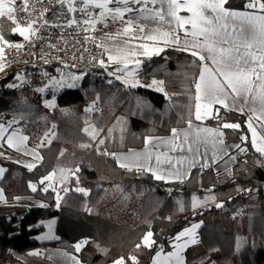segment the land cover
Instances as JSON below:
<instances>
[{"label": "trees", "instance_id": "16d2710c", "mask_svg": "<svg viewBox=\"0 0 264 264\" xmlns=\"http://www.w3.org/2000/svg\"><path fill=\"white\" fill-rule=\"evenodd\" d=\"M245 2L229 0L228 5L242 8ZM0 25L9 41L21 39L9 32V21L1 19ZM192 60L190 54L168 47L159 56L143 61L139 77L146 83L163 80L168 97L148 87H125L105 72L87 71L79 87L59 93L55 108L46 107L41 93L36 91L41 70L26 65L8 66L0 74V117L7 122L18 120L32 147L41 142L46 131L55 133L54 138L49 137L51 143L39 149L43 161L32 171L0 158V164L7 169L0 179L7 200L0 202V264H16L17 252L47 247L75 253L83 264H113L121 255H135L138 264H151L161 245L164 252L170 251L175 236L199 221L203 223L199 242L186 250V264H264V167L257 163H264V157L252 148L250 138L245 143L247 153L238 157L231 175L214 168H194L184 183H166L155 180L150 173L137 174L120 168L111 156L98 155L97 141L83 132L86 120L103 129L97 138L107 137L101 151L106 148L116 152L142 147L145 136L166 135L172 128L186 126L189 95L194 94L191 78L198 76V68L190 67ZM56 66L46 67L54 70ZM18 72L25 74L26 80L20 87L8 88ZM108 80L113 82L109 84ZM89 106H93L92 111L86 112ZM221 116L227 122L241 124L240 130H225L228 142L240 141L242 134L249 136L246 115L222 110ZM206 122L218 123L211 118ZM108 129L113 130L111 136ZM83 143L92 147L80 148ZM77 167L79 172H75ZM60 169H71L75 175L65 171L64 185L69 191L63 192L57 208L55 191L44 192L39 187L33 192L28 184L38 183L49 172ZM77 187L88 189L89 194L76 192ZM25 194L37 196L48 207L14 201L16 196ZM193 195L200 200L215 195L216 200L193 210ZM178 201L183 202V211ZM221 202L222 208L215 207ZM46 219L55 220L58 239L35 238L37 224ZM149 230L156 244L137 250L135 245ZM81 240L89 243L76 253L72 246ZM97 245L107 249V254L99 251Z\"/></svg>", "mask_w": 264, "mask_h": 264}, {"label": "snow or ice", "instance_id": "6c2138e0", "mask_svg": "<svg viewBox=\"0 0 264 264\" xmlns=\"http://www.w3.org/2000/svg\"><path fill=\"white\" fill-rule=\"evenodd\" d=\"M49 2L54 3V6L60 10L56 14L57 19L71 14L65 25L50 23L46 19L51 9L36 6L44 3V0H0V19L10 22L11 34H18L23 38L22 43L9 41L4 35L3 25H0V72H4L10 64L6 50L19 51L25 47V44H33L35 40L42 39L38 33L45 25L54 28L73 26L79 28L85 33V42H93L97 48L101 49L100 58L93 56L90 63L94 61L96 66L104 68L105 71L112 67L113 70L108 71V75L122 81L125 87H154L157 92L168 97L163 87V80L153 79L151 84L142 85L137 78L142 64L139 57L159 56L165 51V47L159 46L161 44L173 46L179 51L190 54L193 57L190 67L198 68V76L191 78L194 94L189 95L187 106L189 118L185 128H172L170 137L145 136V148L142 151L129 149L126 154H118L109 152L106 148L101 151V146L105 145L107 137L97 140L103 129H97L86 120L83 132L91 140L97 141L95 151L98 155L111 156L116 159L120 168L127 169L129 172L135 171L137 174L150 173L155 180L166 183H184L191 175L193 168L199 167L203 171L215 166L221 160L224 162L225 172L231 175L229 165L237 161V156L233 155L231 150L235 149L239 153L246 154L248 149L242 147V144L249 141V136L242 134L238 137L241 143L226 144L224 130H240L241 124L227 122L221 116L223 110L225 113L235 111L247 116L245 123L247 131L251 134V146L261 157H264V0H246L242 9L226 7L228 0H49ZM77 13L80 14V18H77ZM116 23H120L122 27L115 33L105 31L101 36L95 35L98 26L107 29L110 24ZM138 33L140 35H137ZM137 39L144 42L133 44L132 41ZM49 47L57 48V45L49 44ZM104 56L107 57L106 60ZM79 58L82 60L83 56ZM73 59H76L75 54ZM48 62L45 60V63ZM61 63L64 62L61 61ZM130 65L132 67H129ZM64 67L67 68L68 65L64 64ZM71 67L76 65L73 64ZM56 71L60 73L59 79L55 76L49 77L47 72L43 73L45 77H49V80L43 87L37 88V92L43 93L49 86L53 90L76 87V82L84 75V73L77 75L65 72L59 68ZM15 79L23 81L24 77L18 72L15 74ZM112 82L108 80L109 84ZM20 86L7 85L8 88ZM188 91L191 93L192 90L188 89ZM44 104L46 107L55 108V96L51 100H45ZM92 108L93 106H89L85 111H92ZM193 117L195 121L211 118L218 123L214 128L202 127L194 123ZM17 124L19 121L15 118L7 124L0 122V149L5 148L6 145L7 149L31 156L35 162L24 163L22 160L13 162L23 163L24 167L32 171L39 162L43 161L39 149L50 144L49 137L54 138L55 133L46 131L39 144L29 147L30 137L23 135L21 129L13 127ZM55 127L56 125L53 124L52 128ZM112 131L108 129V136H111ZM123 131L121 129L122 133ZM160 145H166L169 152H179L181 155L173 157L168 152H154L153 149ZM79 147L90 148L92 145L83 143ZM209 147L211 155H209ZM63 154L64 150H61L60 155ZM0 157L11 160V157L5 156V151H0ZM257 163L264 167V163L260 161ZM65 171L72 172L71 169H60L61 183L67 178L64 175ZM6 172V168L0 167V178ZM75 172H79V167L75 169ZM75 172L72 174L75 175ZM54 177H56V170L49 172L38 181L39 185H47L42 189L44 192H47L49 188L56 191L52 183ZM28 187L33 192L37 191L36 183L30 181ZM62 191L67 193L69 189L64 187ZM75 191L85 196L89 194V190L82 187H77ZM168 191L171 192V189ZM238 191L250 192L251 189H238ZM208 192L211 193L212 189H208ZM20 199L21 197H15L17 201ZM62 199L59 192H56L57 208L61 206ZM209 200L215 202L216 196L208 195L200 200L193 195L191 207L195 210ZM0 201L7 203L3 188H0ZM178 204L180 211H183V202L178 201ZM40 206L48 207L44 204ZM223 206L222 202L215 203L217 208ZM54 223V221L49 222L50 231ZM200 226V224H192L179 232L174 238V251L167 253L165 260L172 261L174 258L173 264H186L181 253L189 245L199 242L196 238V230ZM153 235L151 230L144 233L135 248L137 250L152 248L156 244ZM43 238L58 239L50 235ZM88 243V240H81L72 247L76 253H79ZM97 249L107 254V249L101 248L100 245H97ZM162 251L161 245L153 258V264H160L157 258L161 256ZM30 255H39V252H33ZM63 255L71 264H81L77 256L66 252ZM129 262L138 264V259L135 255L127 257L121 255L113 260V264H129Z\"/></svg>", "mask_w": 264, "mask_h": 264}, {"label": "built area", "instance_id": "2783aa9c", "mask_svg": "<svg viewBox=\"0 0 264 264\" xmlns=\"http://www.w3.org/2000/svg\"><path fill=\"white\" fill-rule=\"evenodd\" d=\"M36 6L37 8L48 7L51 9L46 16V19L50 23L65 25L67 19L71 16V14H68L57 19L56 14L60 10L58 7L54 6V3H50L49 0H44V3L37 4ZM76 15L77 18H80V14L77 13ZM121 27L122 25L120 23L110 24L107 29L98 26L95 35L101 36L105 31L115 33ZM38 35L42 37V39L35 40L33 44H25V47L19 51L7 50V59L10 61V67L26 65L28 66L27 68H37L40 71L47 65L53 64L64 67V64H67V68L74 70H84L86 72L89 71L99 74L104 72V68L96 66L94 61L90 63L91 57L96 56L100 58L101 49L97 48L93 42H85V33L81 32L79 28L75 26L71 28H54L45 25L40 28ZM22 42L23 38L21 37V39L13 43ZM49 44H56L57 48H51ZM84 49H87V51H84ZM33 53L35 55H33ZM74 54L76 59H73ZM81 55L83 56L82 60L79 58ZM45 60L49 62L45 63ZM61 61L64 63H61ZM31 63L32 65H28ZM73 64H75L76 67H71ZM15 82L16 79L13 83Z\"/></svg>", "mask_w": 264, "mask_h": 264}, {"label": "crops", "instance_id": "0c3cea01", "mask_svg": "<svg viewBox=\"0 0 264 264\" xmlns=\"http://www.w3.org/2000/svg\"><path fill=\"white\" fill-rule=\"evenodd\" d=\"M229 1V0H228ZM226 7H229V8H232V9H242V8H240V7H236V6H229L228 4L226 5ZM97 12L99 11V10H96ZM182 14H186V13H182ZM1 20V19H0ZM151 27H154L155 25H150ZM137 35H140L139 33L137 34ZM141 42H144V41H141V40H133L132 41V43L133 44H138V43H141ZM159 46H161V47H165V48H168V47H173V46H164V45H159ZM175 48V47H174ZM6 52H7V50H6ZM146 58H148V57H143V56H141V57H139V59H141L142 60V64H143V61L146 59ZM104 59L106 60L107 59V57L106 56H104ZM142 64H141V67H142ZM129 67H132V65H130ZM113 70V68L112 67H109L108 68V70L107 71H105V69H104V72H105V74L109 77V78H112V79H115V77H113V76H109L108 75V71H112ZM140 70H141V68H140ZM140 70H139V72H140ZM1 73V72H0ZM24 75V74H23ZM138 76H139V73H138ZM146 83V82H145ZM152 83V80L149 82V83H146L147 85H149V84H151ZM50 97V95H48V98ZM44 101H45V99H44ZM239 113V112H238ZM209 119V118H208ZM0 121L1 122H3V123H5V124H7V121H5L3 118H1L0 117ZM207 121V119H205V120H203V121H195L194 120V123L195 124H197V125H200V126H202V127H212V128H214V127H216L217 125H212V124H209V123H207L206 122ZM187 126V125H186ZM186 126H184V127H179V128H177V129H183V128H185ZM13 127H15V128H19V129H21V127L17 124V125H14ZM22 130V129H21ZM23 132V131H22ZM224 132H225V130H224ZM23 135H26V134H23ZM149 136V135H148ZM151 136H156V137H170L171 136V132L169 133V134H166V135H151ZM251 137V134L249 133V138ZM224 139H225V142H226V144H228V145H231V144H236V143H241V141H238V142H228L227 140H226V134H225V136H224ZM28 146L29 147H32V146H30L29 145V143H28ZM242 147H246V145H245V143L244 144H242ZM145 148V145H143L142 147H131V148H129V149H132V150H134V151H137V152H139V151H142L143 149ZM129 149H127V150H120V151H116V153H127L128 152V150ZM153 151L154 152H160V153H163V152H168V154L170 155V156H173V157H178L179 155H181V153H179V152H169V150H168V146H166V145H160V146H158V147H156V148H154L153 149ZM40 152V151H39ZM231 152H232V154L233 155H236L237 156V159H238V157L240 156V155H242V153H239L237 150H235V149H232L231 150ZM40 155L42 156V154H41V152H40ZM209 155H211V148L209 147ZM27 157V159H28V162H30L31 160H33V158L31 157V156H26ZM225 159H227V158H225ZM33 162H35V161H33ZM117 162V161H116ZM40 163V162H39ZM38 163V164H39ZM153 163H155V160H154V158H153ZM173 163H175V161H173ZM235 163H233V164H230L229 165V168L231 169L232 167H233V165H234ZM22 165H23V163H22ZM196 168H199V167H196ZM211 168H214L217 172H220V173H222V172H225V170H224V162L221 160V161H219L215 166H213V167H211ZM194 169V168H193ZM192 169V170H193ZM191 170V171H192ZM60 171H56V177H54V180L52 181V183H53V187L56 189V191L55 192H59V194H60V196L62 197L63 196V191H62V189L64 188V187H67L68 189H69V187L68 186H65L64 185V182H65V180H64V182L63 183H61L60 182V179H59V177H60ZM64 175L66 176V173L64 172ZM1 179V178H0ZM37 184V188H39V187H41V188H43V187H45V186H47L46 184L45 185H39L38 183H36ZM0 188H3L1 185H0ZM49 189H52V188H49ZM4 194H5V192H4ZM5 197H6V195H5ZM16 197H21V199L19 200V201H17V200H15V198H14V201L15 202H17V203H20V204H26V205H31V206H40L41 204H45V202H44V200H42V199H40V198H38L37 196H35V195H33V194H25V195H18V196H16ZM0 202H3V201H0ZM51 221H54L55 222V220L54 219H46V220H42V221H40L38 224H37V229H38V233L35 235V238L36 239H38V240H41V241H45V240H51V239H54V238H43V237H41V236H45L46 237V233L48 232L49 234H51L50 236H52L53 234L55 235V237H57V234H56V231H55V223L54 224H52V227H51V231L49 230V227H48V224H49V222H51ZM195 224H200L201 226H202V221H199V222H197V223H195ZM201 226L196 230V238L198 239V241H199V230H200V228H201ZM185 229V228H184ZM182 231V230H181ZM180 231V232H181ZM174 239H173V241H172V249L170 250V251H167V252H173L174 251V248H173V244H174ZM193 245H195V244H192V245H189L181 254L184 256V258H185V262H186V255H185V252H186V250L189 248V247H191V246H193ZM33 252H39V255H30V253H33ZM69 253L70 255H75V256H77L78 257V259L81 261V259H80V257L77 255V254H75V253H72V252H69V251H67V250H65V249H62V248H58V247H47V248H44V249H31V250H28V251H25V252H17L16 253V257H17V263L16 264H71V262L68 260V258L67 257H65L64 255H63V253ZM156 256V255H155ZM154 256V257H155ZM81 264H83V262L81 261ZM151 264H153V260H152V263Z\"/></svg>", "mask_w": 264, "mask_h": 264}, {"label": "rangeland", "instance_id": "374dc122", "mask_svg": "<svg viewBox=\"0 0 264 264\" xmlns=\"http://www.w3.org/2000/svg\"><path fill=\"white\" fill-rule=\"evenodd\" d=\"M61 69L62 71H65V72H72V73H75L77 75H80L81 73H84L83 75V78L86 74V71L84 70H74V69H70V68H65V67H62V66H56L54 70H49V68L45 67L43 68L40 73H39V80L41 81V83H39L40 81H37V85H36V88H39V87H43L46 83H48V80H49V77H52V76H55L57 79H59L60 77V73L56 71V69ZM141 68V66H140ZM140 70V69H139ZM139 70H138V73H139ZM47 72L49 74V77H45L43 75V73ZM2 73V72H1ZM0 73V74H1ZM138 73H137V78L140 80V83L142 85H147L139 76H138ZM24 77V80L23 81H20V80H17L16 79V82L15 83H12V84H17V85H20L22 84L25 80H26V75H22ZM83 78L79 81H77V86L76 87H72V88H69V87H63V88H59L57 90H53V88L51 86H49L48 89H46L43 93H41L42 97L45 99V100H51L53 99V96H55V101H56V106H57V96L59 95V93H61L63 90L65 89H75L77 87H79L81 85V82L83 80ZM159 81V79H156ZM140 87V86H138ZM143 87H147V86H143ZM164 87V85H163ZM149 88V87H148ZM152 90H155V88H150ZM165 89V87H164ZM156 91V90H155ZM166 91V89H165ZM167 92V91H166ZM48 95H50V97L48 98ZM1 122V121H0ZM22 134H25L22 132ZM0 151H5V156L6 157H11V160L15 161V160H22L24 163H27L28 162V159L25 155H22L21 153H17L15 150L13 149H7V146L5 145V148L3 149H0ZM2 159H6L4 157H0ZM30 162H33V160H31ZM0 167H4L3 165L0 164ZM5 168V167H4ZM195 224V223H194ZM190 227V226H189ZM188 228V227H186ZM47 235L46 236H49L51 234H49L48 232L46 233ZM41 237H45V236H41ZM52 237H55V235L53 234ZM167 253L169 252H164L162 251L161 253V256L158 257L157 259L160 261V264H173V261H174V258H172V261H169V260H165V256L167 255Z\"/></svg>", "mask_w": 264, "mask_h": 264}]
</instances>
